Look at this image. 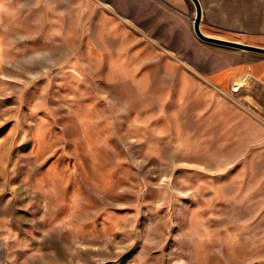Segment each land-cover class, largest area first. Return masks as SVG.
I'll list each match as a JSON object with an SVG mask.
<instances>
[{"label": "rangeland", "instance_id": "374dc122", "mask_svg": "<svg viewBox=\"0 0 264 264\" xmlns=\"http://www.w3.org/2000/svg\"><path fill=\"white\" fill-rule=\"evenodd\" d=\"M107 2L0 0V264H264L229 50Z\"/></svg>", "mask_w": 264, "mask_h": 264}, {"label": "crops", "instance_id": "0c3cea01", "mask_svg": "<svg viewBox=\"0 0 264 264\" xmlns=\"http://www.w3.org/2000/svg\"><path fill=\"white\" fill-rule=\"evenodd\" d=\"M107 3L119 7L124 16L146 33H195L197 11L192 0H111ZM199 3L202 33L264 48V0H199ZM201 42L229 50V97L246 102V108L254 111L260 121H252L238 112L239 118L264 132V54ZM235 85L242 86L237 93L232 90Z\"/></svg>", "mask_w": 264, "mask_h": 264}, {"label": "water", "instance_id": "95a60500", "mask_svg": "<svg viewBox=\"0 0 264 264\" xmlns=\"http://www.w3.org/2000/svg\"><path fill=\"white\" fill-rule=\"evenodd\" d=\"M193 3L195 4L196 11H197V16L194 21V31L196 36L203 42L209 43V44H214L222 47H227V48H233V49H239V50H246V51H252V52H257L264 54V48L260 47H253L241 43H236V42H231L228 40H223V39H218L214 37H209L202 33L201 28H200V22H201V17H202V10H201V5L199 3V0H192ZM166 52V50H163Z\"/></svg>", "mask_w": 264, "mask_h": 264}, {"label": "built area", "instance_id": "2783aa9c", "mask_svg": "<svg viewBox=\"0 0 264 264\" xmlns=\"http://www.w3.org/2000/svg\"><path fill=\"white\" fill-rule=\"evenodd\" d=\"M242 88V86H240V85H235V86H233V88H232V90H233V92L234 93H237V92H239V90ZM247 110L248 111H250V109H248L247 108ZM251 113L253 112V111H250ZM254 114V113H253ZM255 115V114H254Z\"/></svg>", "mask_w": 264, "mask_h": 264}]
</instances>
